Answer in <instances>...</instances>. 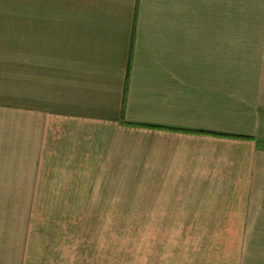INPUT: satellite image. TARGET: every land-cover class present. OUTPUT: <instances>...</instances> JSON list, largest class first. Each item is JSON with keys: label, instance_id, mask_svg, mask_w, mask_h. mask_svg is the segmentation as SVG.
Returning <instances> with one entry per match:
<instances>
[{"label": "crops", "instance_id": "obj_1", "mask_svg": "<svg viewBox=\"0 0 264 264\" xmlns=\"http://www.w3.org/2000/svg\"><path fill=\"white\" fill-rule=\"evenodd\" d=\"M190 21L191 0H0V230H29L31 204L147 186L154 217L256 230L264 264V66L223 111L237 68Z\"/></svg>", "mask_w": 264, "mask_h": 264}, {"label": "rangeland", "instance_id": "obj_2", "mask_svg": "<svg viewBox=\"0 0 264 264\" xmlns=\"http://www.w3.org/2000/svg\"><path fill=\"white\" fill-rule=\"evenodd\" d=\"M190 22L192 36L221 41L223 67L237 68L233 86L228 72H223L222 109L239 106L225 96L245 90V83L241 84L245 73L263 70L264 0H191ZM14 173L17 179L21 171ZM8 174L0 169V178L10 179ZM117 189L96 186L94 202L31 204L30 229L0 230V243L7 238V253L14 254L16 264L259 262V247L250 242L256 230L222 227L219 220L216 224L205 221L201 230L197 224L196 230H187L181 212L175 211L173 215L178 216L167 219L154 217L155 203L162 200L155 189L127 186L121 195ZM173 206L170 203L167 208ZM262 231L258 230L257 237L264 236Z\"/></svg>", "mask_w": 264, "mask_h": 264}, {"label": "trees", "instance_id": "obj_3", "mask_svg": "<svg viewBox=\"0 0 264 264\" xmlns=\"http://www.w3.org/2000/svg\"><path fill=\"white\" fill-rule=\"evenodd\" d=\"M199 133H201V134H208V133H205V132H199Z\"/></svg>", "mask_w": 264, "mask_h": 264}]
</instances>
